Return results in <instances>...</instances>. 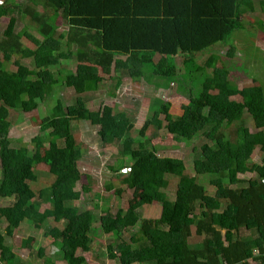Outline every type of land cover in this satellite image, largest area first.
I'll use <instances>...</instances> for the list:
<instances>
[{
    "label": "trees",
    "instance_id": "obj_1",
    "mask_svg": "<svg viewBox=\"0 0 264 264\" xmlns=\"http://www.w3.org/2000/svg\"><path fill=\"white\" fill-rule=\"evenodd\" d=\"M257 3L264 11V0ZM254 10V0H0V19H7L0 32V196L13 198L0 205V222L5 223L0 228V263L25 264L4 238L12 237L22 223H30L42 235L51 233V242L57 245L43 264L56 260L89 264L83 254L90 249L94 215L89 208L70 203L86 190L79 182L70 125L71 120H85L96 127L99 140L120 143V156L109 167L114 173L123 170L110 184L114 193L121 191L119 182L132 189L125 208L114 212L99 208L102 228L115 236L129 232L127 240L106 245L110 259L117 264H264V86L253 80L239 88L212 59L202 66L183 64L181 71L176 62L181 53H204L228 44L242 16ZM58 17L63 33L53 26ZM24 18L41 35L37 40L24 33L33 49L24 47L16 32ZM13 55L30 59V67L13 61L15 70L5 71L2 62ZM67 58L75 61L64 82L74 101L64 106L56 100L38 120L31 150L20 138L8 136L12 111L25 113L32 103L45 100L58 83L53 70ZM97 68H111L114 78L131 83L145 71L146 83L160 90L174 85L186 99L182 113H169L168 103L151 100L137 134L154 126L177 141L201 138L192 158L194 174L186 172L182 159L160 156L154 147L141 153L128 133L131 124L114 122L110 106L86 108L80 95L98 91L104 81ZM204 68L212 69L206 83L216 93L195 81ZM245 114L256 130L240 123L230 130L232 142L224 129L242 122ZM50 139L59 142L45 154L44 142ZM256 147L263 151L260 162L250 160ZM38 162L53 175L49 207L41 210L20 171L22 165ZM166 163L168 173L163 169ZM248 172L253 175L238 178ZM166 174L176 178L173 199L162 191L168 184ZM205 177L212 188L204 183ZM150 204L160 207L158 216L140 213V206ZM49 220L54 225L48 226ZM192 226L199 238L194 244L189 243ZM29 240L22 239L20 246ZM43 251L38 247L35 255L40 257Z\"/></svg>",
    "mask_w": 264,
    "mask_h": 264
},
{
    "label": "rangeland",
    "instance_id": "obj_2",
    "mask_svg": "<svg viewBox=\"0 0 264 264\" xmlns=\"http://www.w3.org/2000/svg\"><path fill=\"white\" fill-rule=\"evenodd\" d=\"M254 6L255 10L242 16L241 24H236V31L228 44H217L214 49L204 53L193 55L179 54L176 59L178 70L181 71L183 64L192 62L202 66L206 60L212 59L215 61L217 67L229 73L230 78H232L239 88L251 85L253 80L264 86V11L260 10L257 0H254ZM6 23L7 19H0V32L3 31ZM53 26L56 31L64 32L61 28V19L59 17L56 18ZM16 28V32L20 35L24 47L34 48V45L23 36L24 33L37 40L41 39V35L36 29L28 24L27 18L22 19ZM69 49L71 52L73 51V48L69 47ZM13 61L28 67L31 65L30 59H20L17 55H13L8 61L2 62L3 69L13 72L15 70ZM74 69V60L67 58L59 61V66L53 70V77L57 79L58 83L52 88L51 94L43 101L32 103L31 109L28 112L22 113L13 110L8 136L20 138L32 150L33 142L31 141V137L38 131V120L50 112L56 100H59L64 106L73 103L75 95L71 89L66 87L64 82H66L65 80L68 79V76L70 73L72 74ZM97 71L104 81L100 84L101 87L98 91L80 95L86 108L89 111H96L101 104L110 106L113 109L112 119L114 122L122 124L129 122L131 124L128 133L133 138V146L140 147L141 153H146L149 148L154 147L160 156L182 159L186 172L194 174L192 158L195 154L194 150H199L201 138L195 137L189 142L177 141L164 128L157 129L154 126L148 127L142 136L137 134V130L146 116L147 106L151 100H155V102H159L160 100L168 103L169 113H182V106L186 104V99L176 93L174 85L166 90L156 89L146 83L147 73L145 71H143V77L136 83H131L124 78L120 80L114 78L115 76H113L111 68H97ZM211 72V68H204L197 74L195 81L198 84L207 86L211 93H216L206 83V77ZM233 99L242 101L239 96H235ZM240 123H243V125L252 131L256 130L249 116L245 114L242 122L236 121L227 129H224V131H227L225 132L226 137L232 142H234L235 138L234 134L230 133V130L236 128ZM70 128L76 142L74 156L80 169L79 182L81 185L86 186V190L80 192L79 198L72 200L70 203L82 209L89 208L94 215L89 233L91 240L90 249L83 255L89 264H117L116 260L108 257L105 247L108 244L114 247L122 240H127L129 232L123 231L120 236L107 232L100 226L98 216L100 214V207H106L111 212H114L117 207L125 208L132 197V189L124 187L120 182L118 183V187L121 191L118 194L114 193V187L110 185L123 175L122 169L114 173L109 168L110 166H115L116 159L120 156L118 153L120 143H105L99 140L95 134L96 127L90 125L85 120H71ZM50 140L52 141L49 143ZM50 140L44 142L42 151L45 154L51 152L59 142V139ZM218 143L224 144L223 140H218ZM145 144L148 145L145 146ZM262 152L259 147H256L250 160L260 162ZM168 166L166 163L163 169L167 171ZM20 171L26 178V184L34 192V200L38 203L39 209L49 207L48 185L53 181V175L48 172L47 165L43 162H38L31 166L22 165ZM252 175L250 172L238 174V178L244 179ZM166 179L168 180V184L165 188H162V191L168 198L173 199L176 178L167 175ZM203 181L208 188H212L208 177H205ZM12 202V197L0 196V205ZM139 211L142 215L155 217L159 215L160 207L156 204L142 205L139 207ZM46 223L48 226L54 225L51 220ZM4 225V221H1V230ZM191 230L192 236L189 243L194 244L199 242V238L195 237L196 235L194 234V226L191 227ZM51 236V233L42 235L41 230L35 229L30 223H22L17 230L13 231L12 237L7 238L5 236L4 243L10 244L19 259L25 262V264H43L44 257L51 254L57 246L55 245L56 243L51 242ZM26 237H30L29 242L20 246V241ZM38 247L44 250L40 257L35 255ZM55 264L65 263L59 261Z\"/></svg>",
    "mask_w": 264,
    "mask_h": 264
},
{
    "label": "crops",
    "instance_id": "obj_3",
    "mask_svg": "<svg viewBox=\"0 0 264 264\" xmlns=\"http://www.w3.org/2000/svg\"><path fill=\"white\" fill-rule=\"evenodd\" d=\"M109 82H110V80H109ZM110 83H111V82H110ZM105 84H108V83H105ZM56 262H59V260L54 261V264H55ZM24 263H25V262H24Z\"/></svg>",
    "mask_w": 264,
    "mask_h": 264
}]
</instances>
